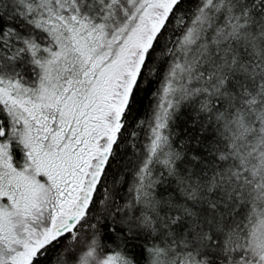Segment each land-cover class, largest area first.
Instances as JSON below:
<instances>
[{"label": "snow or ice", "instance_id": "obj_1", "mask_svg": "<svg viewBox=\"0 0 264 264\" xmlns=\"http://www.w3.org/2000/svg\"><path fill=\"white\" fill-rule=\"evenodd\" d=\"M0 264H264V0H0Z\"/></svg>", "mask_w": 264, "mask_h": 264}, {"label": "trees", "instance_id": "obj_2", "mask_svg": "<svg viewBox=\"0 0 264 264\" xmlns=\"http://www.w3.org/2000/svg\"><path fill=\"white\" fill-rule=\"evenodd\" d=\"M145 103H147V101H145Z\"/></svg>", "mask_w": 264, "mask_h": 264}]
</instances>
